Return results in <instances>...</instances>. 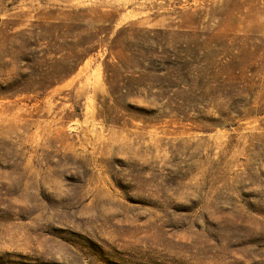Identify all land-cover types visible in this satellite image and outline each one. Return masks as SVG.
I'll return each mask as SVG.
<instances>
[{"label":"rangeland","instance_id":"374dc122","mask_svg":"<svg viewBox=\"0 0 264 264\" xmlns=\"http://www.w3.org/2000/svg\"><path fill=\"white\" fill-rule=\"evenodd\" d=\"M0 264H264V0H0Z\"/></svg>","mask_w":264,"mask_h":264}]
</instances>
